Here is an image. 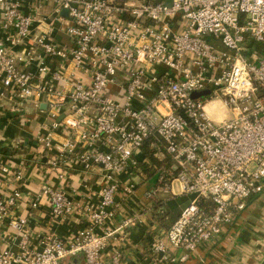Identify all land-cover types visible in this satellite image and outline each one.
<instances>
[{"label": "built area", "instance_id": "built-area-1", "mask_svg": "<svg viewBox=\"0 0 264 264\" xmlns=\"http://www.w3.org/2000/svg\"><path fill=\"white\" fill-rule=\"evenodd\" d=\"M167 2L0 0V107L22 116L31 102L39 111L46 105L48 134L34 142L48 174L66 181L75 168L102 172L98 189L82 200L41 187L32 207L48 198L45 231L12 214L21 190L0 197V223L9 217L14 235L11 244L0 238V264H63L80 255L82 264H123L124 251L108 248L115 236L126 241L135 224L131 216L116 225L119 202L135 194L138 157L151 138L173 163L145 197L174 195L177 184L194 199L163 236L153 237L146 264L188 262L263 193L264 51L251 44H264V0ZM25 3L37 11L52 4L59 18L66 10L72 47H58L51 27L33 37L38 18L23 11ZM49 58L60 60L57 69ZM219 98L228 116L219 112L217 121L208 107ZM1 172L6 182L24 178L8 167ZM201 199L212 202L213 212L200 209ZM67 220L84 227L62 238L53 228Z\"/></svg>", "mask_w": 264, "mask_h": 264}, {"label": "crops", "instance_id": "crops-1", "mask_svg": "<svg viewBox=\"0 0 264 264\" xmlns=\"http://www.w3.org/2000/svg\"><path fill=\"white\" fill-rule=\"evenodd\" d=\"M36 9L28 3L23 6L25 13L34 14L38 18L33 30V37L47 32L51 27L56 45L60 48H71L72 41L66 31L69 21L68 13L65 15L62 11L61 18H59L56 7L52 4L45 5L39 11ZM1 24L2 13L0 10V36L3 35ZM20 50L21 48H15V51ZM47 62L52 68L57 69L60 60L49 58ZM20 68L24 69L22 65ZM35 70L36 65L34 64L31 71L35 72ZM2 91L4 89L0 81V92ZM0 105H2L1 98ZM26 111L22 116H12L7 113L4 105L0 107V197L9 196L15 190H21L24 193V198L17 204L12 214L29 217L33 230L45 231L49 225L48 198L42 197L38 207H32V202L35 201L34 196L39 194L41 187L47 185L53 189L63 188L69 196L82 200L89 188L98 189L97 182H99L102 172L99 168V170L87 174L75 168L66 181H62L56 172L48 174L41 164V160L35 154L34 142L36 134H48L49 122L45 113L46 105L43 104L39 111L34 106V102H31L27 105ZM214 119L220 121L223 117L217 114ZM54 140L62 141L59 137ZM152 149L157 156L161 157L155 145H152ZM138 158L141 164L139 165L140 173L134 176L137 190L133 196L120 198V213L116 220V225L120 226L124 219L135 216V224L129 229L126 241L122 240L120 236H115L108 248V252L110 250L124 251L123 264H146L145 257L149 252V244L153 237L168 231L172 223L194 199L193 195L180 194L178 185L174 184L176 194L160 195L154 200H148L145 193L156 183L160 170L164 168L167 173L172 165L160 169L152 168L143 151ZM145 166L146 168H144ZM1 167L22 171L23 180L20 184L14 180L6 182V176L1 172ZM255 196L248 200L246 209L237 214L232 226H227L223 234L214 241L201 246L184 264H256L264 241L261 247L254 249V244L258 241L251 239V235L255 232H252L251 224L247 225L246 223L248 215L259 217L264 211V191ZM258 206L261 207L259 212L256 209ZM261 220L264 221V215ZM8 223L9 217L0 223V238L5 241L4 243L11 244L10 238L14 235L12 231L8 230ZM83 227V224L77 220H67L59 226H54L53 231L62 238H69L82 230ZM83 260L84 257L80 255L74 259L65 260L63 264H82Z\"/></svg>", "mask_w": 264, "mask_h": 264}, {"label": "trees", "instance_id": "trees-1", "mask_svg": "<svg viewBox=\"0 0 264 264\" xmlns=\"http://www.w3.org/2000/svg\"><path fill=\"white\" fill-rule=\"evenodd\" d=\"M251 45L253 47V51L256 50L261 53L264 51V44L252 43ZM152 145H159L155 138H151L142 146V151L149 159L152 168L160 169L162 167H166L167 165H172L173 162L170 155H168L166 151H163V155H161V157L157 156L155 151L152 149ZM144 168H146V166ZM198 205L200 209L206 212H213L214 210L212 202L206 201L204 199L199 200Z\"/></svg>", "mask_w": 264, "mask_h": 264}, {"label": "rangeland", "instance_id": "rangeland-1", "mask_svg": "<svg viewBox=\"0 0 264 264\" xmlns=\"http://www.w3.org/2000/svg\"><path fill=\"white\" fill-rule=\"evenodd\" d=\"M215 100V103H216V108H214V110L212 109H209V112L211 114V116L213 118L216 117V115L221 112L222 114L221 115H225L227 114L228 112L226 111V108L224 107V103H225V99L224 98H219V99H214ZM212 101V100H211ZM210 108V107H209ZM223 117V116H222ZM260 195V194H259ZM257 197V196H255ZM254 197V198H255ZM214 206V205H213ZM255 207V206H254ZM257 212H259V210H261V207L258 206L257 208ZM255 209V210H256ZM165 211V210H164ZM262 215H264V211L260 214L259 217L255 216V215H248V218H247V225L248 224H251V227L253 228L252 232H255L251 235V239L254 240L256 239V241H258L257 243L254 244V249H257L259 247H261V245L263 244V241H264V221L261 220L262 219ZM167 232V230L165 231V233ZM164 233V234H165ZM158 236H163V233H161L160 235ZM261 250H262V257L264 256V244L263 246L261 247ZM261 257V258H262ZM261 260V259H260Z\"/></svg>", "mask_w": 264, "mask_h": 264}, {"label": "water", "instance_id": "water-1", "mask_svg": "<svg viewBox=\"0 0 264 264\" xmlns=\"http://www.w3.org/2000/svg\"><path fill=\"white\" fill-rule=\"evenodd\" d=\"M171 0H168L167 3H170ZM64 14L67 15V11L65 10L64 11ZM210 94V91H205V92H202V93H194L193 94V97L194 98H199L201 96H205V95H209ZM45 107V106H44ZM262 253V252H261ZM260 253V256H258L257 260H256V264H264V256L262 257V254ZM262 257V258H261ZM261 259V260H260Z\"/></svg>", "mask_w": 264, "mask_h": 264}, {"label": "bare ground", "instance_id": "bare-ground-1", "mask_svg": "<svg viewBox=\"0 0 264 264\" xmlns=\"http://www.w3.org/2000/svg\"><path fill=\"white\" fill-rule=\"evenodd\" d=\"M209 107H210V108H209ZM209 107H208V109H212V110H214V108H216V103H215V102L212 103Z\"/></svg>", "mask_w": 264, "mask_h": 264}]
</instances>
